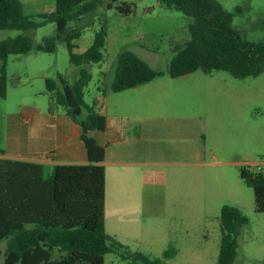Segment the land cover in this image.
Segmentation results:
<instances>
[{"label": "rangeland", "instance_id": "rangeland-1", "mask_svg": "<svg viewBox=\"0 0 264 264\" xmlns=\"http://www.w3.org/2000/svg\"><path fill=\"white\" fill-rule=\"evenodd\" d=\"M20 1L36 23L42 21L40 14L55 11L56 0ZM217 1L234 15L233 28L243 39L264 41V0ZM121 2L133 5L134 13L121 16L103 0L73 25L82 32L75 41V53L82 54L92 46L100 23H107L103 63L71 65L64 42L54 54L33 50L11 56L7 95L0 105L18 114L35 106L47 115L46 80L57 81L61 75L73 84L85 69L93 76L84 91L85 103L109 118L118 114L128 135L143 132L140 166L107 170L106 233L123 250L106 255L105 264H134L128 255L136 254L163 259L169 249L176 255L164 264H217L224 206L239 209L247 219L234 264H264V213L256 212L253 190L240 176L242 167L254 171L258 166L264 172V73L237 79L223 71L198 70L173 79L168 68L174 49L189 40L193 20L158 0ZM56 34V25L48 23L29 32L0 30V42L24 35L38 45ZM125 51L164 75L112 92L115 62ZM54 115L59 122L66 113L59 108Z\"/></svg>", "mask_w": 264, "mask_h": 264}, {"label": "trees", "instance_id": "trees-1", "mask_svg": "<svg viewBox=\"0 0 264 264\" xmlns=\"http://www.w3.org/2000/svg\"><path fill=\"white\" fill-rule=\"evenodd\" d=\"M103 0H56L53 13L40 14L41 22L30 20L24 13L20 0H0V30L35 31L48 23L56 25L57 34L35 45L29 36H18L0 42V98L7 95L6 65L11 56H21L33 50L54 54L57 44L64 42L70 55L71 65L82 68L85 63L101 64L105 61L107 23H100L91 47L84 53H75V41L82 32L73 25L94 13ZM159 5L174 9L191 18L189 40L174 51L168 74L178 79L200 70L205 74L214 71L229 73L237 79L256 78L264 73V41L251 42L243 39L233 28L234 15L225 10L217 0H158ZM107 8L116 9L124 17L135 11L133 5L121 0H108ZM114 93L124 92L151 83L164 75L153 70L135 53L125 51L115 62ZM93 76L80 70V77L70 84L63 76L57 81L46 80L49 113L59 108L81 128V140L88 153L89 164L56 166L47 180L43 167L36 168L32 176L30 222L34 225L25 233V240L17 244L16 256L10 254L8 264H105V257L123 250L106 233L105 200L106 171L105 148L89 134L103 133L107 121L99 110L87 105L84 91ZM86 111V117L83 118ZM241 179L253 190L257 213H264V172L240 169ZM41 177V178H40ZM36 185V186H35ZM41 189L39 197L38 191ZM247 223L243 213L234 207L221 210V246L217 264H234L237 257L238 237ZM17 229H20L17 226ZM128 255V254H127ZM176 255L169 249L163 259H152L143 254L128 255L134 264H164ZM122 255L123 259H128Z\"/></svg>", "mask_w": 264, "mask_h": 264}, {"label": "crops", "instance_id": "crops-1", "mask_svg": "<svg viewBox=\"0 0 264 264\" xmlns=\"http://www.w3.org/2000/svg\"><path fill=\"white\" fill-rule=\"evenodd\" d=\"M54 114L46 115L35 106L18 114L0 105V264H8L10 254L16 256L17 244L25 240V233L34 227L30 222L32 195L36 194L35 189L32 192V176L38 171L24 164L42 166L45 180L56 166L89 164L80 126L67 115L59 122L53 121ZM102 115L107 121L105 132H91L89 137L105 148L102 165L106 171L107 192L109 167L140 166L144 135L142 131L128 135L117 121L123 123L118 114L111 118ZM25 117L29 118V123L25 122ZM38 194L40 197L41 189Z\"/></svg>", "mask_w": 264, "mask_h": 264}, {"label": "built area", "instance_id": "built-area-1", "mask_svg": "<svg viewBox=\"0 0 264 264\" xmlns=\"http://www.w3.org/2000/svg\"><path fill=\"white\" fill-rule=\"evenodd\" d=\"M25 122L29 123V118L28 117H25ZM260 171H261V168L256 166L253 172H260Z\"/></svg>", "mask_w": 264, "mask_h": 264}]
</instances>
